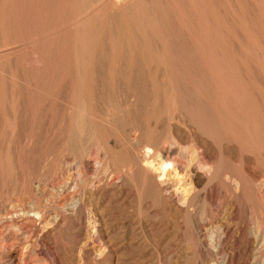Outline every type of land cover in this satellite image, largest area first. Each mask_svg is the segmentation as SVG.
Here are the masks:
<instances>
[{"label":"rangeland","instance_id":"374dc122","mask_svg":"<svg viewBox=\"0 0 264 264\" xmlns=\"http://www.w3.org/2000/svg\"><path fill=\"white\" fill-rule=\"evenodd\" d=\"M225 74L245 97L247 90L255 95L250 102L241 98L254 122L241 110L243 125L236 122L246 136L241 135V146L233 138L219 145L207 140L206 162L225 171L217 182L197 188L189 213L177 199L164 198L163 187L175 186L173 180L157 185L143 172L140 152L126 137L127 123L138 114L123 108L124 95L135 78L146 76L152 85L154 79L196 75L191 80L204 81L197 89L213 93L205 86ZM153 92L163 91L150 89L151 103L163 100ZM161 107L150 106L141 117L151 120L153 134L165 137L169 121L172 126L176 121ZM259 117L264 120V0H0V264H263L264 249L254 257L264 237V122ZM233 174L249 180L233 188ZM82 195L83 207L59 223L25 214L36 206L49 220L63 201ZM212 227L217 228L213 239Z\"/></svg>","mask_w":264,"mask_h":264},{"label":"bare ground","instance_id":"6f19581e","mask_svg":"<svg viewBox=\"0 0 264 264\" xmlns=\"http://www.w3.org/2000/svg\"><path fill=\"white\" fill-rule=\"evenodd\" d=\"M124 11V10H123ZM130 21V20H129ZM155 32V31H154ZM156 33V32H155ZM161 38V37H160ZM159 38V39H160ZM162 62V61H161ZM165 62V61H164ZM156 63H158V62H156ZM155 63V64H156ZM168 63V62H167ZM166 63V64H167ZM166 64H162V65H166ZM170 64H171V62H170ZM175 64H178V63H175ZM206 64V63H205ZM114 65V64H113ZM150 65V64H149ZM148 64H147V67L149 66ZM153 65V64H152ZM167 65H169V64H167ZM167 65H166V67H167ZM227 65V64H226ZM146 66V65H145ZM153 66H155V65H153ZM158 66V65H157ZM170 66V65H169ZM180 65H176V67H179ZM205 66V65H204ZM210 66V65H209ZM117 67H118V65H117ZM131 68H132V66H130ZM129 67V68H130ZM139 67V66H138ZM143 67V69H145L144 68V66L143 65H141V68ZM166 67H165V70L163 69V72H165L166 71ZM171 68H172V65L170 66ZM170 67H167V68H169V70H170V72L173 70V69H171ZM185 67V66H184ZM189 67H191V66H189ZM216 67V66H215ZM140 68V67H139ZM140 68V71L142 70V72H144V73H142V75H144L145 74V72L146 71H148V70H143V69H141ZM151 68H152V66H151ZM157 68V67H156ZM211 68H213L212 70H210V71H215L214 69V66L213 67H211ZM115 69V68H114ZM133 69V68H132ZM180 69V68H179ZM185 69V68H184ZM199 69V68H198ZM111 70V69H110ZM152 70V69H151ZM153 70H154V68H153ZM168 70V71H169ZM138 70H136V72H137ZM155 71V70H154ZM216 71H217V73H218V75H220L219 74V70H217V67H216ZM224 71V70H223ZM151 73H152V71H150ZM148 73L149 75L151 74V73ZM156 72V71H155ZM170 72H167V73H170ZM174 72V71H173ZM206 72V71H205ZM138 73H141V72H138ZM147 73V72H146ZM157 73V72H156ZM166 73V72H165ZM190 73V72H189ZM208 74H209V77H210V73L209 72H207ZM215 74H217L216 72H214ZM167 75V74H166ZM212 75V74H211ZM226 75V74H225ZM152 76H154V75H152ZM170 76V75H169ZM137 77V76H136ZM144 77V76H143ZM146 77H150V76H146ZM145 77V78H146ZM159 77V76H158ZM172 78H170V79H168V80H165V81H162L161 79V81L160 82H158L157 81V79L155 80L153 77V79H154V81H153V83H152V85L151 84H148V83H150V82H147V79H145V78H142V77H137V78H135V80H133V84H130V86H129V89H131L130 90V92L128 93V94H125L124 96H125V99L124 100H126V102H125V104H122V106H123V108H125V109H127V107H132V110H134V113L135 114H138V116H135V117H133L132 118V120L130 121V118H129V120H127L126 121V123L128 122V121H130L129 123H127L128 125L127 126H129V128L128 127H126L127 129H129L128 131H127V133L129 132V134L126 136L127 138H128V136H130L129 138H130V140H128V142H129V145L132 147V148H137L138 150H139V152H140V166H141V168L143 169V172L145 173V174H148L147 175V178H149V177H151L150 175H153L155 178V182L157 183V182H159V184H157V185H165L166 184V182H168L169 180L170 181H174L175 182V186H172V185H165V187H163L162 189H163V191H164V193H165V196L166 197H164V198H167V199H177V200H175V201H177V202H180L181 203V205H183L184 207H186V209H187V212H189L190 213V211H193V210H190L191 209V205H190V200L192 201L193 199H191V198H194V196L193 195H195L197 192H198V187L199 186H202L201 184H203V183H205L206 181H207V184H205V185H208V183H209V185H210V183L211 182H213L214 180L216 181L217 179L219 180V179H221V170H222V168H220V166H218V167H215V165H211L212 163H214V162H212L211 164H210V160H208L207 159V161H209V163H207L206 162V160H205V158H204V155H205V146H206V144H207V140L208 139H210V140H212L213 142H214V144H216V145H219L221 142H224V138H226V139H236V140H239V143L237 142V144H240V146H241V144H242V142L240 143V141L241 140H243V139H246L245 137H244V134H241L240 133V130H239V128L241 127L242 128V126H240L239 128H237L239 125H237V123L236 122H238L239 120H242V117H241V119H239V115L240 116H242L240 113H241V110H243L244 111V113L246 114V116H247V119L248 120H250L251 122L253 121L254 122V118H253V116H252V114H251V112L249 111V105H247V107L246 106H244V103L242 102V99L241 98H243V99H247L248 97L250 98V97H252V96H249L250 94H248V90H247V92H246V94H247V96L248 97H245L246 95L245 94H243L244 92L242 91V90H239L240 89V87L239 88H237V86H238V82L237 81H235V80H233L232 79V77H228L227 78V75H226V77H221V76H213L212 77V79H211V81H210V86L208 85H206L205 87H211V89H212V91H213V93L211 92V93H207V92H200L198 89H197V87H198V85H199V83L200 82H204V81H202L201 79H197V80H191L192 78L194 79L195 77L197 78V76L195 75V76H191L190 75V78L191 79H189L188 77H181V76H175V77H173V76H171ZM209 77H207V78H209ZM195 78V79H196ZM231 78V79H230ZM132 80V79H131ZM240 82V81H239ZM242 82V81H241ZM82 84H83V82H82ZM86 84V83H85ZM243 85V84H242ZM244 85H245V83H244ZM149 86H150V88H149ZM241 86V85H240ZM247 87V86H246ZM84 88V87H83ZM243 88V87H242ZM82 89V88H81ZM150 89H155V90H159V91H163L162 93L161 92H157V93H154L153 92V94H154V96H158L160 93L162 94V98H163V100H161V98L160 97H157L159 100H161V101H158V99L156 98V102L155 103H151V101L149 100L150 99V97L152 96L150 93H149V90ZM190 90H194L193 92H191ZM184 91V92H183ZM151 92V91H150ZM243 92V93H242ZM242 93V94H241ZM245 95V96H244ZM252 95H254L253 93H252ZM123 96V97H124ZM255 96V95H254ZM254 96L252 97V98H254ZM122 97V98H123ZM184 97H187V100H185V98ZM245 97V98H244ZM119 98H120V95H119ZM249 98H248V102H250L249 101ZM252 98H250V99H252ZM154 99V98H153ZM116 101H117V98H116ZM121 102H123L122 101V99L120 100ZM246 101V102H247ZM150 102V103H149ZM154 102V101H153ZM247 102V103H248ZM220 103V105L223 107L222 108V110L221 111H218V109L216 108V105L217 104H219ZM116 104H118L117 102H116ZM115 104V105H116ZM156 104H158L159 106L161 105V106H163V108L165 109V111H166V114H167V116H168V118L170 119V120H172V121H176V126H172L173 124H171V121H169V131H166V132H168V134L164 137V136H160V135H155L156 133L154 132L155 131V129H154V131H153V129H152V123H151V120H143V118L141 117L142 116V113L145 111V109L147 110V108H149L150 106H155ZM203 104H208V106H211L212 107V111L210 110V112H207L203 107H204V105ZM117 106V105H116ZM208 106L206 107L207 108V110H208ZM253 106V105H252ZM258 106V105H257ZM245 107V108H244ZM253 107H255V106H253ZM120 108V107H119ZM118 108V109H119ZM162 108V107H161ZM159 109V108H157V109H159V110H161L162 111V109ZM218 108H219V106H218ZM120 110V109H119ZM158 110V111H159ZM251 110V109H250ZM148 111H150L149 109H148ZM148 111H146V113H148ZM155 112L153 113V114H155L157 111L156 110H154ZM80 112V111H79ZM120 112H124V110H120ZM84 113V112H83ZM88 113V112H87ZM126 113V112H125ZM145 113V112H144ZM150 113V112H149ZM162 113V112H161ZM161 113H160V116H162L161 115ZM89 114V113H88ZM126 114H128V112L126 113ZM82 115V114H81ZM148 115V114H147ZM149 115H152V114H149ZM156 115V114H155ZM154 115V116H155ZM83 116V115H82ZM164 116V115H163ZM143 117H145V119H147V117H149V116H143ZM243 117H245V115L243 116ZM261 117V116H260ZM260 117H259V119H260ZM159 119V118H158ZM246 119V118H245ZM258 119V120H259ZM78 120V119H77ZM83 119H81V121H82ZM153 120H156V119H153ZM163 120H166L164 117H163ZM260 120H262V119H260ZM146 121V122H145ZM189 121V122H188ZM243 121H245V120H243ZM263 122H264V120H262ZM261 121V122H262ZM159 122H163L162 120H160ZM167 122V121H166ZM187 122L188 123H190L191 122V124H194L192 127H194V130H192V129H190V126L189 125H191V124H189V125H187ZM240 122V123H239ZM238 123L239 124H241V123H243L242 121H239ZM79 123V122H78ZM259 123V122H258ZM257 123V124H258ZM77 124V123H76ZM155 124V123H154ZM164 125V124H163ZM163 125H162V127H163ZM235 125V126H234ZM237 125V126H236ZM241 125H243V124H241ZM165 126V125H164ZM259 126V125H258ZM79 127H81V126H79ZM84 127V126H83ZM125 127V126H124ZM154 127V126H153ZM155 127H158L157 126V123L155 124ZM191 127V128H192ZM260 127V126H259ZM261 127H263L264 128V126H261ZM260 127V128H261ZM161 128V127H160ZM250 128H251V135L253 136L254 135V132H255V127H254V123H253V127L252 126H250ZM260 128H258V129H260ZM125 129V128H124ZM262 129V128H261ZM3 130H5V129H3ZM7 130V129H6ZM5 130V131H6ZM247 130V129H246ZM9 131V130H8ZM125 131V130H124ZM7 132V131H6ZM126 132V131H125ZM5 133V132H4ZM9 132H7V133H5V135L4 136H6L7 137V135H9L8 134ZM127 133H125V134H127ZM153 133H155V134H153ZM161 133V132H160ZM260 134H261V137H262V132H261V130H260V132H259ZM264 133V132H263ZM7 134V135H6ZM157 134H158V132H157ZM14 135V134H13ZM162 135H164V134H162ZM241 135H243L242 136V138H241ZM250 135V136H251ZM3 136V137H4ZM157 136H159V137H157ZM160 137H163V138H160ZM8 138V137H7ZM5 139V138H4ZM262 139H264V138H261V142H262ZM2 140V139H1ZM1 140H0V142H1ZM259 140V139H258ZM234 141V140H233ZM243 142H245V140L243 141ZM228 143V142H227ZM232 141H231V143H229V144H231L232 145ZM235 143V146L237 145L236 144V142H234ZM260 144H262V143H260ZM223 145H225V143H223ZM226 146V145H225ZM239 145H238V147H240ZM262 146V145H261ZM229 147V146H228ZM230 147H232V146H230ZM208 148V147H207ZM226 148H227V146H226ZM235 148V147H234ZM209 149V148H208ZM222 149H224L223 147H222ZM236 150H239L238 148H237V146H236V148H235ZM235 149H233V150H235ZM215 149H213V151H214ZM219 151H220V149H218ZM227 150V149H226ZM224 152H225V149L223 150ZM222 151V154H224V156H225V153ZM241 151H244V150H241ZM241 151L239 150V152L241 153ZM253 151V150H252ZM259 151V149L257 150V152ZM260 151H262V150H260ZM82 152V151H81ZM216 152V151H215ZM238 152V153H239ZM77 153V152H76ZM85 153V152H84ZM217 153V152H216ZM220 153H221V151H220ZM244 153H246V151H244ZM260 153H262V152H259L258 153V155H260V157H262L263 158V156H262V154H260ZM210 154V153H209ZM218 155H219V152L217 153ZM227 155V154H226ZM236 155H237V153H236ZM242 155H244V154H242ZM256 155V154H255ZM223 155H221L220 157H222ZM257 156V155H256ZM211 157V156H210ZM219 157V156H218ZM237 157V156H236ZM226 158H227V156H226ZM241 158H243V156H241ZM262 158L261 159H259L260 161L262 160ZM219 159H221V158H219ZM244 159V158H243ZM182 160V161H181ZM233 160V159H232ZM256 160H257V158H256ZM258 160V161H259ZM226 161V160H225ZM243 161V160H242ZM264 161V160H263ZM218 162V161H217ZM229 162V163H228ZM227 163L228 164H230L232 161L230 160V161H228ZM235 163H233V164H235L234 165V167H236L237 165H236V163L238 164V161L236 162V160L234 161ZM96 163V162H95ZM220 163H223L222 162V159H221V162ZM226 163V162H225ZM227 164V165H228ZM232 164V165H233ZM79 166V165H78ZM240 166V165H239ZM239 166H238V168H239ZM263 166V165H262ZM127 167V166H126ZM232 167V166H231ZM264 167V166H263ZM83 168V167H82ZM132 168V167H131ZM238 168H237V170H238ZM74 169V168H73ZM224 169V171H225V168H223ZM236 169V168H235ZM241 168H239V170H240ZM130 170V169H129ZM227 170H228V172L230 173V171H229V169L227 168ZM227 172V173H228ZM242 172V171H241ZM129 173H131L132 174V171H130V172H127V174H129ZM143 173V174H144ZM230 174H232V173H230ZM226 175V174H225ZM245 175V174H244ZM149 176V177H148ZM81 177V176H80ZM224 177V176H223ZM226 177H227V175H226ZM239 177H241L240 175L238 176V175H232V177H231V180H232V187L234 186L236 189L239 187V184H240V180L241 179H245L244 177H242V178H239ZM116 178V177H115ZM120 178V177H119ZM119 178H117V180L119 179ZM156 178H157V180H156ZM225 178V177H224ZM150 179V178H149ZM187 179H189V183H186L185 181L187 180ZM227 179V178H226ZM225 179V180H226ZM246 179H248L249 180V178H246ZM260 179V178H259ZM86 181H88L87 179H85ZM85 180H84V182H85ZM116 180V181H117ZM146 180H148V179H146ZM222 180H224V179H222ZM227 180H229V178L227 179ZM82 181V180H81ZM242 181H245V182H248V181H246V180H242ZM264 180H261V182H263ZM93 182V181H92ZM119 182V181H118ZM154 182V183H155ZM182 182H185L184 184L182 183ZM188 182V181H187ZM217 182V181H216ZM216 182H214L215 184H216ZM222 182V181H221ZM85 183H89V182H85ZM170 183V182H169ZM193 183H194V185H193ZM244 183V182H243ZM256 183H259L260 184V182H256ZM264 183V182H263ZM81 184V183H80ZM80 184H77V185H80ZM172 184V183H171ZM174 184V183H173ZM218 185H219V183H217ZM224 184H225V182H224ZM244 184H246V183H244ZM258 184V185H259ZM156 185V186H157ZM208 185V186H209ZM212 185V184H211ZM241 185V184H240ZM248 185V184H247ZM251 186H252V184H250ZM261 185H262V188H264L263 187V185L264 184H262L261 183ZM82 186H86V184L85 185H82ZM256 186V185H255ZM260 186V185H259ZM259 186H257V188L259 187ZM55 187V186H54ZM57 187H59V186H57ZM80 187H81V185H80ZM203 187H205V186H203ZM213 187V186H212ZM233 187V188H234ZM243 186H241V188H242ZM261 187V186H260ZM61 188V187H60ZM199 188H201V187H199ZM214 188V187H213ZM224 188V187H223ZM253 188H255V187H253ZM253 188H251V189H253ZM256 188V190H255V192L259 189H257ZM246 189H248L247 187H246ZM245 188H244V190H246ZM54 190H56V189H54ZM157 190V189H156ZM158 190H159V188H158ZM213 190V189H212ZM227 190V189H226ZM229 190V189H228ZM254 190H251L252 192H254ZM59 191V190H58ZM163 191H161V194H162V192ZM199 191H201V189H199ZM203 191H205V190H203ZM214 191H216V190H214ZM231 190H229L228 192H230ZM233 191V190H232ZM248 191L250 192V189H248ZM261 191V190H260ZM63 192H66V190H63ZM84 192V191H83ZM83 192H81V193H83ZM227 192V191H226ZM255 192H254V194H255ZM52 193V192H51ZM58 193V192H57ZM56 193V196H58L59 197V199H61V197L62 196H60V195H62V194H57ZM67 193V192H66ZM75 193H76V191H75ZM140 193V192H139ZM256 193H258V191L256 192ZM262 193V192H261ZM54 194V192L50 195L52 198H53V195ZM64 194V193H63ZM86 194V193H85ZM197 194H200V192L199 193H197ZM196 194V196H198L199 197V195H197ZM208 195H209V193H207ZM230 194V193H229ZM232 194V193H231ZM264 194V193H263ZM49 195H48V198H49ZM70 195V194H69ZM73 195H75V194H73ZM86 195H88V194H86ZM159 195V194H158ZM262 195V194H261ZM191 196H193V197H191ZM196 196H195V198H196ZM205 196V194L203 195V197ZM242 196V194H240V197ZM256 196H258V195H256ZM263 196V195H262ZM262 196H261V198L260 199H264V197L262 198ZM42 197V196H41ZM55 197V196H54ZM57 197V198H58ZM64 197V196H63ZM67 197V196H66ZM160 197H163V196H160ZM202 197V198H203ZM236 197H238V196H236ZM242 197H244V194H243V196ZM252 198H254L253 196H251ZM46 198V197H45ZM87 198V197H86ZM157 198H159V197H157ZM206 198V197H205ZM56 199V198H55ZM55 199H52V200H55ZM70 199V198H69ZM212 199V198H211ZM211 199H208V200H211ZM230 199V198H229ZM234 199V198H233ZM240 199H242V198H240ZM244 199V198H243ZM242 199V200H243ZM256 199H258V198H256ZM45 200H49V199H45ZM195 200V199H194ZM198 200V199H197ZM197 200H195V201H197ZM205 200H207V199H205ZM231 200V199H230ZM248 200V199H247ZM250 200H252V199H250ZM50 201V200H49ZM56 201V200H55ZM218 201V200H217ZM253 201H255V199L253 200ZM252 201V202H253ZM263 200H261V202H262ZM46 202H48V201H46ZM53 202V201H52ZM164 202V201H163ZM176 202V203H177ZM207 202V201H206ZM234 202V201H233ZM240 202H241V200H240ZM248 202V201H247ZM259 202V201H258ZM257 202V203H258ZM50 203V202H49ZM49 203H47V205L49 204ZM65 202L63 201V205L62 206H60V207H58L59 208V213L57 212L56 214H55V212L54 213H52V214H54V216L52 217V219H49L48 220V218L45 216V215H43V213H42V215H41V213H40V211L41 210H39L40 208H38V207H36V206H34V207H32V208H30V210L29 211H27L25 214H27V213H33L32 215H30V216H34V217H36V218H39L40 220H41V222L43 223V222H50V224H52L53 222V220L55 221V222H57V223H59V222H61L62 220H64V218L66 217V216H69V215H71V214H74V211L75 210H78L79 208H81V205L83 204V203H85L84 202V196L82 195V196H71V199L70 200H68V202L66 201V203L64 204ZM141 203V202H140ZM168 203V202H167ZM193 203V202H192ZM207 203H209V202H207ZM214 203V202H213ZM213 203H211V204H213ZM222 203H224V202H222ZM221 203V204H222ZM43 204V203H42ZM53 204V203H52ZM56 204V203H55ZM233 204V203H232ZM261 204H263V203H261ZM36 205H37V203H36ZM51 205V204H50ZM50 205L49 206H47V208H49L50 207ZM173 205V204H172ZM195 205V204H194ZM193 205V206H194ZM215 205L217 206V202L215 203ZM220 205V204H219ZM234 205V204H233ZM258 205H260V204H258ZM32 206V205H31ZM39 206V205H38ZM164 206V205H163ZM162 206V209H164V207ZM178 206V205H177ZM196 206V205H195ZM205 206V205H204ZM208 206H210V205H208ZM213 206V205H212ZM235 206H236V204L234 205V208H235ZM52 207H53V205H52ZM57 206H55V208H56ZM82 207H83V205H82ZM255 207H257V205L255 206ZM261 207H263V206H261ZM47 208L45 207V211L44 212H46V210H47ZM55 208H51V210L52 209H55ZM90 208V207H89ZM165 208H166V206H165ZM173 208V207H172ZM176 208V207H175ZM194 208V207H193ZM205 208V207H204ZM204 208H202V209H204ZM209 208H211V207H208V209ZM215 208V207H214ZM224 208V207H223ZM232 208V207H231ZM259 208V207H258ZM87 209V208H86ZM132 209V211H134L133 210V208H131ZM185 209V208H184ZM183 209V210H184ZM201 209V210H202ZM212 209V208H211ZM227 209V208H226ZM261 208H259V210H260ZM264 209V208H263ZM51 210H49V211H51ZM94 210V209H93ZM141 210V209H140ZM218 210H219V208H218ZM220 210H222V208L220 209ZM229 210V209H228ZM57 211H58V209H57ZM80 211V210H79ZM78 211V212H79ZM161 211V210H160ZM165 211H166V209H165ZM204 211V210H203ZM206 211V210H205ZM204 211V212H205ZM256 211V210H255ZM52 212H53V210H52ZM81 212V211H80ZM141 212V211H140ZM200 212H202V211H200ZM212 212V211H211ZM220 212V211H219ZM263 212V211H262ZM172 213V212H171ZM186 213V212H185ZM184 213V215H186ZM50 214V213H49ZM206 214H208V212L207 213H205V215ZM215 214H216V212H215ZM127 215V214H126ZM128 215H130V213L128 214ZM139 215H141V213H139ZM188 215V214H187ZM201 215H204V213H201ZM259 215H262V214H259ZM264 215V214H263ZM262 215V216H263ZM51 216V215H50ZM190 216V215H189ZM199 216H200V214H199ZM211 216V215H210ZM209 216V217H210ZM71 217V216H70ZM173 217V216H172ZM215 217V216H214ZM214 217H211V218H213L214 219ZM228 217V216H227ZM264 217V216H263ZM118 218V217H117ZM121 218V217H120ZM203 218V217H202ZM122 219V218H121ZM173 219H174V217H173ZM189 219H190V217H189ZM188 219V220H189ZM201 219V218H200ZM204 219H206V218H204ZM207 219H208V217H207ZM216 219V218H215ZM134 220V219H133ZM141 220H142V218H141ZM164 221H165V219H163ZM172 220V219H171ZM187 220V219H186ZM187 220V221H188ZM209 220H211L212 222L214 221V220H212V219H209ZM217 220H219V219H217ZM122 221V220H121ZM120 221V222H121ZM173 222H174V220H172ZM190 221V220H189ZM216 221V220H215ZM253 221V220H252ZM40 222V223H41ZM132 222V221H131ZM165 223H167V224H169L168 223V221L167 222H165ZM172 223V222H171ZM195 223V222H194ZM208 222H206V224H207ZM49 224V223H48ZM96 224V223H95ZM108 224V223H107ZM164 224V223H163ZM202 224H203V222H202ZM205 224V225H206ZM211 223H209L208 225H210ZM219 224V223H218ZM225 224V223H224ZM45 224H43V226H44ZM54 225V224H53ZM92 225V224H91ZM93 225H94V223H93ZM123 225V224H122ZM171 225V224H170ZM195 225H196V223H195ZM221 225V224H220ZM257 225V224H256ZM264 225V224H263ZM96 226V225H95ZM94 226V227H95ZM207 226V225H206ZM214 226H216V225H214ZM252 226H254V225H252ZM44 227H46V226H44ZM93 227V228H94ZM125 226H123V228H124ZM165 227H166V225H165ZM203 227V226H202ZM126 228V227H125ZM135 228V227H134ZM141 228V227H140ZM196 228V227H195ZM194 228V229H195ZM200 228V227H199ZM216 228V227H215ZM252 228V227H251ZM110 229V228H109ZM202 229V228H201ZM207 229V228H206ZM209 230V232H208V234H209V236H211V238L213 239V236H214V233H216L215 231L217 230V228H216V230L214 231V228L212 227V228H208ZM255 229V231H256V228H254ZM94 230V229H93ZM210 230H211V232H210ZM28 231V230H27ZM125 231V230H124ZM197 231H198V229H197ZM201 231H204V230H201ZM93 232V231H92ZM200 232V231H199ZM198 232V233H199ZM257 232H259V231H257ZM29 233V232H28ZM126 233V232H125ZM203 233V232H202ZM218 233V232H217ZM219 233H222V232H219ZM218 233V234H219ZM251 233V232H250ZM254 233V232H253ZM94 234V233H93ZM98 234V233H97ZM224 234H225V232H224ZM257 234V233H256ZM251 235H253V234H251ZM32 236V235H31ZM203 236V235H202ZM202 236H201V238H202ZM218 236V235H217ZM223 236V235H222ZM207 237V236H206ZM260 237L261 236H259V234H258V236H257V240H259L260 239ZM30 238V237H29ZM111 238H112V236H111ZM208 238V237H207ZM215 238H216V236H215ZM219 238H221V236L219 237ZM114 239V238H113ZM198 239H199V237H198ZM212 239H210V240H212ZM225 239V238H224ZM194 240V239H193ZM205 240V239H204ZM222 240V239H221ZM221 240H219V241H221ZM113 241V240H112ZM207 243H208V241H206ZM220 243V242H219ZM221 244H222V242H221ZM221 244H219L220 245V247H221ZM211 245V244H210ZM218 245V246H219ZM225 245V244H224ZM254 247V246H253ZM255 248V247H254ZM254 248H252L251 247V250L252 249H254ZM217 250H215V249H212V250H215L217 253H219V247L218 248H216ZM224 249V248H223ZM263 249H264V237L263 238H261V241L259 240V242H258V244H257V246H256V249L254 250L255 251V259L258 257V255L263 251ZM111 250V249H110ZM105 251V250H104ZM211 251V250H210ZM253 252V251H252ZM210 253V252H209ZM264 253V252H263ZM36 254V253H35ZM113 254V253H112ZM220 254H221V252H220ZM220 254H218V255H220ZM262 254V253H261ZM209 255V254H208ZM210 256H212L211 255V253H210ZM209 256V257H210ZM214 256H216V254L215 255H213V257ZM263 257H264V255H263ZM217 258V257H216ZM211 259H213V258H211ZM217 259H220V258H217ZM223 259H224V257H223ZM213 260H215V259H213ZM263 260V259H262ZM220 261V260H219ZM260 261V260H259ZM209 262V261H208ZM213 263L212 264H217L216 262H214V261H212ZM250 262V261H249ZM261 263H263V261L261 262ZM260 264V263H259ZM264 264V263H263Z\"/></svg>","mask_w":264,"mask_h":264}]
</instances>
